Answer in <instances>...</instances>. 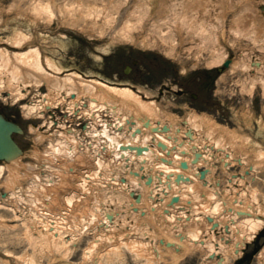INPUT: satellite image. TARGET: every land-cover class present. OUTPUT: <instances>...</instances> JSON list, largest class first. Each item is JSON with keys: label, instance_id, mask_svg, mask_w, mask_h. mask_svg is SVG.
<instances>
[{"label": "bare ground", "instance_id": "6f19581e", "mask_svg": "<svg viewBox=\"0 0 264 264\" xmlns=\"http://www.w3.org/2000/svg\"><path fill=\"white\" fill-rule=\"evenodd\" d=\"M159 1L158 10H173L178 18L170 26L164 21L157 27L163 43L170 45L168 54L175 55L176 34L185 30V35L193 32L199 38L195 45L209 49L213 44L207 61L211 67L219 65L227 52H219L223 43L218 30L227 24L229 11L233 15L228 41L252 38L264 51V0ZM110 7L92 0H68L64 5L56 0L33 2L35 19L50 23L60 13L73 18V24L88 21L100 32L112 27ZM137 22L126 19L115 37L150 45L148 31L142 38L135 34L144 25ZM31 35L17 29L5 40L10 46L0 44V88L16 87L14 95L9 92L15 102L25 100L32 89L49 90L18 105L27 124L0 108V188L5 187L0 210L12 213L22 225L34 252L23 256L2 252L0 264H44L36 258L42 251L45 260L50 258L47 264H104L105 257L122 246L130 248L141 264H183L192 257H198L197 264H231L247 256L264 226L263 194L256 184L264 170V148L251 134L238 137L236 128L229 133L205 111L192 109L184 120L174 102L164 100L166 95L154 100L153 93L136 90L133 84L65 69L37 45L13 49L29 42ZM242 54L220 80L233 75L236 86L251 93L260 82L264 97V76H257L264 70L263 59L251 52L246 60ZM200 58L198 54L194 59ZM55 107L63 108L66 118ZM245 107L241 112L248 117L252 111ZM202 124L214 126L205 134L212 140L209 146L199 134ZM28 133L36 137L37 146L49 139L50 147L30 149L21 144ZM238 146L251 147L255 153L245 155ZM232 158L242 162L239 172ZM86 235L91 240L82 262L71 261ZM257 258L264 264V248ZM234 264H242L241 259Z\"/></svg>", "mask_w": 264, "mask_h": 264}, {"label": "rangeland", "instance_id": "374dc122", "mask_svg": "<svg viewBox=\"0 0 264 264\" xmlns=\"http://www.w3.org/2000/svg\"><path fill=\"white\" fill-rule=\"evenodd\" d=\"M67 1L56 0V3L64 5ZM33 2L34 0H0L1 45L10 46V42L5 40H10L11 36L16 34L17 29H23L32 34L30 41L20 48L13 49L26 50L32 45H37L45 56L58 61L65 69L79 71L90 76V78L94 74L93 76H97L101 80L105 79L117 84H133L140 90L143 89L145 92L153 93L154 96H159V89L163 87L166 95L164 100L173 101L175 111L183 112V109L192 106L197 110L212 113L218 121L231 127L243 126L246 129L249 125V133L251 132L255 139L258 138L260 140L258 144L264 148L262 83L257 82L251 93L247 89L237 87L232 80L233 75V77L227 75L228 77L225 80H220V74L216 70V66H209L207 61L209 57H212L213 44L209 48L213 50H209L205 46L200 47L198 44L196 46L195 43L199 41V38L193 32L190 35H185V30L179 31L180 33L176 34L178 45L175 49V55L168 54L170 45L163 43L159 34L161 30L158 31L157 27H160V23H164V21H167L168 26H170V23L173 24V20L178 18H176L173 10L164 11L166 8L158 10L159 0H154V2L152 0H122V3L120 0H92V3H95V5L98 3V6L101 7L105 3L111 6L112 27L106 26L105 32H100L102 29L94 28L92 23L88 21L83 20L73 24V18L69 20L68 16L60 13H56L50 23L47 21L48 19L39 20L38 17L35 19ZM138 5L140 8L137 11ZM134 7L136 10H134ZM147 7L151 8L149 12ZM139 15L143 16L141 21L137 19ZM232 15L229 11L227 17L225 16L227 28H229L228 25ZM128 18L131 21H139L137 22L138 25L144 23L143 29L139 28L135 31V34L140 36L138 38H142L149 32L150 45H143L141 41L125 42L115 37L122 22ZM33 21L34 25L29 24ZM99 23L101 24V21ZM167 24H164L162 28ZM227 35L228 32L226 31L224 37L220 39L223 46L219 52L226 50L225 57L231 55L236 60L238 57H243L242 52H244L246 60H249L252 52L253 55L264 61V51L255 44L252 38L243 37L238 41L235 37L233 44L228 41ZM190 39L192 40L189 41ZM192 45L196 47L189 48ZM198 54H201L202 57L199 62L194 59ZM125 68L129 70V73H125ZM257 76H264V70L257 73ZM6 87L0 88V108L4 109L9 116H13L16 120L27 124L28 119L25 118L23 110L18 106L23 105L24 102H15V97L9 94L11 91L14 95L16 87L10 88L8 84ZM32 87H29L28 90H31ZM48 92L46 86H42L40 92L32 89L29 99L36 100L39 95ZM246 105H249L252 111L248 117L243 116L241 112L242 109L246 108ZM57 113L61 115L62 111L57 109ZM68 114L71 116V113ZM36 120L38 119L33 121L37 123ZM69 123L72 122L69 120ZM27 137L19 142L21 144L26 143L30 149H34L37 144L33 139L35 140L36 137L29 135V133ZM49 142V139H43L37 147L41 150L47 149L50 147L48 146ZM252 149L250 148L247 151V148H244L241 152L245 155H252L255 153V149ZM24 161L27 163V160ZM27 167L29 168V165ZM259 177L260 179H256V184H258V188L263 194V199L260 202L264 205V170L259 172ZM3 191H5V187L1 186L0 192ZM1 213L4 214L0 217V254L2 252H11L20 256L33 254V247L24 237L22 225L14 219L12 213L0 210ZM90 240L91 238L86 235L78 243L70 255L71 261L82 262L84 248ZM256 244L264 247V229L259 233L256 243L255 241L250 243L251 251L257 246ZM130 250V248L122 246L118 253L105 257L104 264H141L142 261H138L139 259ZM45 254L43 251L39 252L36 258L47 264L50 258L45 260V257H47ZM241 257L237 259L239 260ZM238 260H233L231 264L237 263ZM198 262V257H192L183 264H197ZM249 264H259L258 258L256 257Z\"/></svg>", "mask_w": 264, "mask_h": 264}]
</instances>
